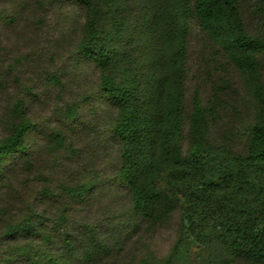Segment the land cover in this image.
<instances>
[{
  "label": "trees",
  "instance_id": "obj_1",
  "mask_svg": "<svg viewBox=\"0 0 264 264\" xmlns=\"http://www.w3.org/2000/svg\"><path fill=\"white\" fill-rule=\"evenodd\" d=\"M0 264H264V0H0Z\"/></svg>",
  "mask_w": 264,
  "mask_h": 264
},
{
  "label": "rangeland",
  "instance_id": "obj_2",
  "mask_svg": "<svg viewBox=\"0 0 264 264\" xmlns=\"http://www.w3.org/2000/svg\"><path fill=\"white\" fill-rule=\"evenodd\" d=\"M173 240H174V231L173 230L163 231V232H161L158 235L155 246L160 252L164 253L166 250H168V248L170 247V245L173 242ZM184 250H183L182 253L179 252V255L185 253ZM179 255H177V257L175 259L176 262H181L182 261V259H180Z\"/></svg>",
  "mask_w": 264,
  "mask_h": 264
}]
</instances>
